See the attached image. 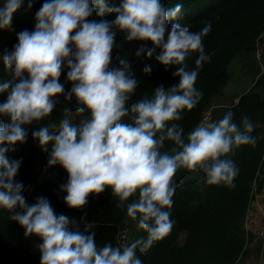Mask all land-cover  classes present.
Returning <instances> with one entry per match:
<instances>
[{
  "label": "clouds",
  "instance_id": "obj_1",
  "mask_svg": "<svg viewBox=\"0 0 264 264\" xmlns=\"http://www.w3.org/2000/svg\"><path fill=\"white\" fill-rule=\"evenodd\" d=\"M21 3L4 0L0 28L10 25ZM182 7L177 3L168 8L163 0H120L112 6L107 0H45L36 12L34 30L19 32L18 43L3 56L5 71L14 80L0 82V93L6 94L0 117L7 118L0 123V145H6L0 147V209L12 213L10 218L24 228L25 236L42 241L37 245L40 264H143L137 249L146 252L173 228L170 209L178 169L199 168L208 184L234 186L238 168L227 156L241 145H255L256 137L250 133L256 125L250 117L242 116L238 125L228 111L218 121L199 124L186 140L179 124H168L202 99L195 82L204 62L211 59L203 38L212 22L193 32L178 22ZM94 14L115 19H89ZM117 31L128 41L150 42L148 58L159 49L156 60L165 68L176 67L172 76L179 78L178 83L160 84L152 98L126 107L138 81L126 61L110 67ZM144 52L139 49L137 56ZM192 53H198L196 67L188 70L185 61ZM65 67L72 84L68 91L60 83ZM144 71L150 73V66ZM60 95L68 101L75 97V109L63 108L58 125L41 126L31 136L48 153V166L59 165L68 174L60 186L66 193L64 203L81 209L90 195L110 188L119 201L116 207L125 209V202L138 193V199L127 203L126 215L138 221L136 226L147 233L146 238L116 247L98 246L85 217L81 231L74 219L57 215L48 198L26 202L24 185L15 179L22 159L9 160L6 153L27 141V126L48 117ZM74 117L79 121L74 123ZM125 117L131 122H124ZM165 141L175 146L161 152Z\"/></svg>",
  "mask_w": 264,
  "mask_h": 264
},
{
  "label": "trees",
  "instance_id": "obj_2",
  "mask_svg": "<svg viewBox=\"0 0 264 264\" xmlns=\"http://www.w3.org/2000/svg\"><path fill=\"white\" fill-rule=\"evenodd\" d=\"M45 0H22L21 6L13 13L11 23L6 28H0V82L14 80L10 71H5L3 56L13 50L18 43L17 34L25 29L33 31L35 15ZM109 6L118 4L120 0H107ZM168 8L175 4L183 5L179 23L188 26L191 31L198 32L206 21H211V31L203 38V46L210 61L204 62L198 72L195 87L203 92V97L193 109L184 110L178 121L168 122L179 124L187 134L200 124L203 112L212 106L214 96L221 93L230 80L229 68L234 57L240 53H255L257 38L264 32V0H163ZM89 19L114 20V15L104 17L95 14ZM116 47L112 52L110 67H118L120 60L130 65V71L138 81L135 93L127 102L126 107L145 98H152L154 88L160 84L166 87L178 83L172 73L175 66L165 68L155 58L159 49L151 58L146 56V50L151 48L150 42L128 41L123 33L116 32ZM145 49L137 56V51ZM198 53L188 56L185 63L188 70L195 69ZM150 66V73H145ZM257 73L253 86L244 92L239 101L231 106H221L214 109V117L219 120L232 111L233 120L238 125L242 116H248L256 125L250 135L256 137L255 145L236 147L227 158L235 161L238 174L232 184L223 183L210 185L206 182L204 172L197 168L188 171L181 168L174 177L176 190L173 205L170 209L173 228L162 240L153 244L146 252L137 249V256L143 264H243L249 255V246L255 241L256 235L247 229L246 221L250 206L264 184V73ZM68 69L65 67L60 77L65 91L72 87L66 79ZM27 75V74H25ZM6 98L0 93V102ZM58 103L53 112L41 121L33 122L28 128V138L25 143H18L14 150L6 153L9 160L22 159L21 167L15 177L22 182V195L28 204L35 203L38 197H46L56 214H64L77 222L81 231L85 229V217L91 223L89 232L95 233L98 246L117 243V226L127 220L126 205L133 199H138V193L125 202V209H119L118 198L112 195L111 189L103 193L90 195L88 203L81 209L69 208L64 203L66 193L60 191V186L67 182L68 174L60 166V180H38L35 164L48 159V153L42 151L31 132L41 126L59 124L63 118V108L75 109V97L65 100L63 95L56 98ZM124 122H131L129 117ZM7 120L0 117V123ZM175 145L165 141L161 152H167ZM6 147V145H0ZM50 151V149H49ZM168 210V209H165ZM16 211H19L17 209ZM12 213L0 209V264H40V252L37 245L42 241L36 236H25V230L11 217ZM137 224L138 221H133ZM130 225V224H129ZM131 226V225H130ZM186 234L185 237L183 234ZM147 233L139 230L133 239L146 238ZM132 241L129 239L130 244ZM261 244L257 248L260 254Z\"/></svg>",
  "mask_w": 264,
  "mask_h": 264
},
{
  "label": "crops",
  "instance_id": "obj_3",
  "mask_svg": "<svg viewBox=\"0 0 264 264\" xmlns=\"http://www.w3.org/2000/svg\"><path fill=\"white\" fill-rule=\"evenodd\" d=\"M3 5H4V2L0 1V7H3ZM241 58L243 61L242 73L243 74L251 73L252 76L249 78L248 81L245 82L243 88L240 91L239 90L235 91L234 89H231L232 88L231 87L232 80H231V76H230V80L228 81L226 86L223 88L222 92L217 94L216 96H214V98L212 100V106L211 107L213 108V111L217 107L231 106V105L237 103L239 101L240 96L244 92L249 90L253 86V84L255 83L256 77L258 76L257 73L259 71V69H258L259 63L256 59L255 53L254 54L253 53H243ZM259 74H260V72H259ZM242 77H243V75H242ZM212 116L215 119V121H218L214 117V113H212ZM39 163L40 162H37L35 164L36 169L39 166ZM263 217H264V184H263L262 191L260 193L256 194L255 199L253 200V202L250 206V209L248 211L247 221H246L247 229H249L250 231H252L256 235L257 228L260 225V223L262 222ZM259 244H261V247H262L260 254H259V259H260V256L264 253V249H263L262 243L259 241V239L257 238V235H256L255 241L252 242L249 246V255L244 260L243 264H256V262L254 261V258H256V256H257L256 252H257V248H258Z\"/></svg>",
  "mask_w": 264,
  "mask_h": 264
},
{
  "label": "built area",
  "instance_id": "obj_4",
  "mask_svg": "<svg viewBox=\"0 0 264 264\" xmlns=\"http://www.w3.org/2000/svg\"><path fill=\"white\" fill-rule=\"evenodd\" d=\"M0 1L4 2V0H0ZM255 56L260 65V68L262 69V71H264V32L256 40ZM212 113H213V108L212 107L207 108L202 114L200 124L203 122H209L212 119ZM79 119L80 117H74L73 122L76 123ZM36 176L38 180L50 179L53 181H59L60 180V168L58 167V165L54 167H49L48 159H47L39 163V166L36 169ZM117 231H118L117 232L118 246H121L125 243H129V239L131 235V228L127 220H124L118 224ZM256 235L259 241L262 243V246L264 249V217H263L262 222L257 228Z\"/></svg>",
  "mask_w": 264,
  "mask_h": 264
},
{
  "label": "rangeland",
  "instance_id": "obj_5",
  "mask_svg": "<svg viewBox=\"0 0 264 264\" xmlns=\"http://www.w3.org/2000/svg\"><path fill=\"white\" fill-rule=\"evenodd\" d=\"M243 53L244 52H240V53H238L235 56V58L233 59L231 65H230V68H229V72H230V76H231V80H232V82H231V87L232 88L231 89H234L235 91H238V90L240 91L243 88L245 82L248 81L249 78L252 76L251 73H246V74L242 73L243 61H242L241 56L243 55ZM259 68H260V65H259ZM262 72H264V71H262V69L260 68V74ZM240 73L243 75V77H242V75ZM85 115H88V113H85ZM209 122H215V119L213 118V116H212V119ZM127 221L131 225L130 226V228H131L130 239H131V241H133V239L135 238L137 232L140 229L137 228V226H136L137 224H132L131 223L132 221L130 220V218H127ZM183 235L185 237L186 234L184 233ZM257 256H256V258H254V261L256 262V264H260V263L263 264L264 263V253L260 256V259H259V255H257Z\"/></svg>",
  "mask_w": 264,
  "mask_h": 264
}]
</instances>
